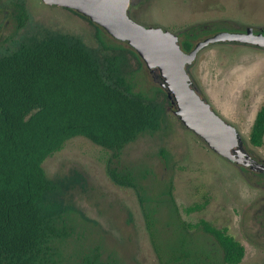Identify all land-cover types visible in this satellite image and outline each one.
<instances>
[{
  "label": "trees",
  "instance_id": "trees-1",
  "mask_svg": "<svg viewBox=\"0 0 264 264\" xmlns=\"http://www.w3.org/2000/svg\"><path fill=\"white\" fill-rule=\"evenodd\" d=\"M12 17L18 30L26 26L29 13L24 2H15ZM233 26L226 20L195 23L180 32L179 42L190 51L218 31L236 30ZM263 30L264 26L258 31ZM102 43L107 53L81 36L45 31L0 53V264L60 263L57 243L71 235L64 195L84 177L76 173L50 178L44 161L76 136L112 152L108 175L135 191L158 264H242L245 246L227 226L182 216L183 211L204 210L209 195L182 209L172 180L154 192L143 183L145 176L117 165L125 146L142 133L158 130L175 103L162 87L158 69L151 72L160 83L157 92L163 93V102L136 91L131 80L134 64L140 68L144 62L131 46ZM250 142L255 147L264 144V102L253 121ZM76 264L118 262L103 260L96 246Z\"/></svg>",
  "mask_w": 264,
  "mask_h": 264
},
{
  "label": "rangeland",
  "instance_id": "rangeland-1",
  "mask_svg": "<svg viewBox=\"0 0 264 264\" xmlns=\"http://www.w3.org/2000/svg\"><path fill=\"white\" fill-rule=\"evenodd\" d=\"M16 1L0 0V53L17 47L27 36L45 31L81 36L88 45L105 53L108 50L102 41L119 43L77 11L50 6L42 0H19L25 3L29 19L18 30L12 17ZM131 14L144 25L162 26L178 34L192 24L209 20L260 30L264 26V0H134ZM137 68L134 64L131 78L136 91L163 102V93L157 92L160 83L150 69L145 63ZM191 74L213 108L238 128L248 151L264 159V144L255 147L250 142L253 121L264 102V49L241 43L206 46L192 64ZM111 155L110 150L88 138L76 136L44 161L50 178L76 173L84 177L64 195L70 206L67 220L71 235L57 243L59 264H76L83 253L96 246L103 260L158 264L135 191L117 185L108 175ZM117 165L145 176L143 183L154 192L172 180L182 209L209 195L204 210L191 214L183 211V218L192 222L205 218L217 226H227L245 246L242 264H264V178L210 149L182 124L174 107L167 109L158 130L142 133L125 146Z\"/></svg>",
  "mask_w": 264,
  "mask_h": 264
},
{
  "label": "water",
  "instance_id": "water-1",
  "mask_svg": "<svg viewBox=\"0 0 264 264\" xmlns=\"http://www.w3.org/2000/svg\"><path fill=\"white\" fill-rule=\"evenodd\" d=\"M50 6L73 9L101 26L116 40L131 46L150 71L158 69L162 87L175 103L174 113L182 124L202 138L214 152L241 165L251 158L243 148L238 128L226 121L193 86L188 69L206 46L240 42L264 48V30H221L196 42L185 51L179 34L162 26H147L129 15L131 0H42Z\"/></svg>",
  "mask_w": 264,
  "mask_h": 264
},
{
  "label": "flooded vegetation",
  "instance_id": "flooded-vegetation-1",
  "mask_svg": "<svg viewBox=\"0 0 264 264\" xmlns=\"http://www.w3.org/2000/svg\"><path fill=\"white\" fill-rule=\"evenodd\" d=\"M133 1L134 0H131V5H130V9H129V12H131V9L133 8ZM5 10L8 11V9H6V6H5ZM261 29V28H260ZM237 31H245L246 29L245 28H237L236 29ZM235 30V31H236ZM256 32H259L256 28L254 29ZM215 34V33H214ZM240 42H222V43H216V44H239ZM243 44V43H241ZM243 45H249V44H243ZM249 46H253V45H249ZM255 48H258V49H264V48H259V47H256V46H253ZM191 67L192 65H189L188 66V69L190 71V74H191ZM192 76V74H191ZM192 80H193V77H192ZM193 86L196 88V90L200 93V95L205 98L206 100H208L201 92V90L196 86L194 80H193ZM215 110V109H214ZM216 111V110H215ZM233 124V123H232ZM234 125V124H233ZM240 132V131H239ZM241 134V133H240ZM242 136V134H241ZM242 140H243V148L244 150L248 153V155L250 156L251 158V163L250 164H247V163H244V164H241L240 167H245V168H248L249 170H251L252 172L255 173V175H260L264 178V159H261V158H258V157H255L253 156L249 151L248 149L245 147L244 145V138L242 136ZM263 188H264V185H263ZM263 209H264V204H263Z\"/></svg>",
  "mask_w": 264,
  "mask_h": 264
}]
</instances>
